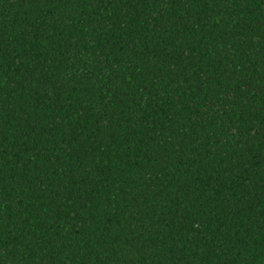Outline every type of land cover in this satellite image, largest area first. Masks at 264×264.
<instances>
[{"label":"trees","instance_id":"1","mask_svg":"<svg viewBox=\"0 0 264 264\" xmlns=\"http://www.w3.org/2000/svg\"><path fill=\"white\" fill-rule=\"evenodd\" d=\"M0 264H264V0H0Z\"/></svg>","mask_w":264,"mask_h":264}]
</instances>
